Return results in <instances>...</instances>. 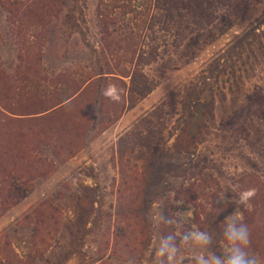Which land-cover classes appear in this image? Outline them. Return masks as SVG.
Returning <instances> with one entry per match:
<instances>
[{
	"label": "rangeland",
	"instance_id": "374dc122",
	"mask_svg": "<svg viewBox=\"0 0 264 264\" xmlns=\"http://www.w3.org/2000/svg\"><path fill=\"white\" fill-rule=\"evenodd\" d=\"M31 1L33 9L14 24L0 0L5 106L38 101L49 94L57 74L71 76L82 47L75 18L90 42L97 33L98 0H19L20 9ZM215 10L210 25L146 66L151 93L115 123L94 129L90 124L84 141L76 140L85 130L84 119L97 123L100 118L93 98L53 119L50 129L64 143L72 135L76 152L51 158L44 148L40 163L46 175L32 181L31 193L18 204L0 205L3 264H91L100 257L108 264H152L161 237L153 217L169 204L185 208L170 211L174 235L180 239L193 228L206 231L213 238L210 251L220 256L223 226L209 227L206 215L222 216L224 223L235 211L242 222L253 218L246 251L264 264V214L253 215L252 200L238 202L241 192L264 181V36L262 44L228 51L264 16V0H216ZM24 46L40 52L34 62L39 73L18 74ZM198 95L202 102L214 95L213 109L200 106L190 126L195 145L178 153L175 136ZM184 190L197 200L187 203L185 194H178ZM126 224L133 228L115 247V227ZM198 251L181 245L183 264H195Z\"/></svg>",
	"mask_w": 264,
	"mask_h": 264
},
{
	"label": "trees",
	"instance_id": "16d2710c",
	"mask_svg": "<svg viewBox=\"0 0 264 264\" xmlns=\"http://www.w3.org/2000/svg\"><path fill=\"white\" fill-rule=\"evenodd\" d=\"M60 1L56 0L58 4ZM52 3L53 1L47 3L46 9H49ZM1 4L14 24L19 23L34 6L31 1L21 10L19 0H1ZM215 4L216 0H98L95 8L97 33L93 42H90L86 28L80 26L78 18H75V26L79 28V34L82 36L81 43L79 42L82 47L76 57L71 76L66 73L57 74L51 81L53 84H50L49 94L45 93L38 101L5 106L0 96V205L18 204L31 193L32 181L36 177L46 175L45 166L40 163L44 148L50 149L51 158H58L63 153L72 156L76 152L72 135L69 134L71 139L64 143L60 140L58 132L50 129L49 125L53 119L62 112L79 108L82 103L93 98L100 118L97 123L94 119H84L82 123L85 130L77 134L76 140L79 143L84 141L90 124L89 129H94L96 125L104 128L115 123L124 111L151 93L153 84L146 72V66L164 54L174 52L189 35L210 25L215 19ZM263 36L264 16L238 36L229 45L228 51L244 47L246 44H262ZM20 51L18 74H37L34 62L40 60V52H35L33 46H24ZM211 74L208 73L203 79L208 80ZM1 75L0 68V77ZM110 84L121 90L119 102L101 94ZM63 85H66V88H62ZM204 99L202 102L200 95L195 96L187 106L190 115L177 131L174 151L189 152L195 145L190 126L197 117L198 109L204 105L209 107L211 112L214 105V95ZM27 122L26 130L24 127ZM14 138L16 140H13ZM24 138L28 139L25 141ZM252 188L258 190L256 196L251 199L253 215H263L264 181L253 184ZM180 193L185 194L187 203L197 200V196L189 190L178 191V194ZM182 208L183 206L175 207L169 204L164 207L162 214L172 219L171 209ZM205 221L209 227L216 230L220 225L224 227L222 216L216 217L215 214L209 213ZM243 223L249 227L253 218ZM132 228L131 224L116 225L115 247L120 244L118 238H125ZM173 230V224L159 223L161 237L174 235ZM177 243H180L178 237ZM0 264H3L1 259ZM91 264L108 263L104 257H100Z\"/></svg>",
	"mask_w": 264,
	"mask_h": 264
},
{
	"label": "clouds",
	"instance_id": "9594fccd",
	"mask_svg": "<svg viewBox=\"0 0 264 264\" xmlns=\"http://www.w3.org/2000/svg\"><path fill=\"white\" fill-rule=\"evenodd\" d=\"M101 94L114 102L121 99V90L116 85L110 84L103 89ZM256 188H249L239 194L238 202L247 205L256 196ZM222 236L224 243V255H216L210 251L213 243L212 236L197 228L185 232L177 243V237L173 234L159 237L153 248L152 264H183L180 258L181 245L195 247L199 251L194 256L195 264H259L255 256L246 251L250 245V231L242 222V216L236 211L225 219ZM157 225L161 222L173 224L174 220L166 218L161 213L153 217Z\"/></svg>",
	"mask_w": 264,
	"mask_h": 264
}]
</instances>
